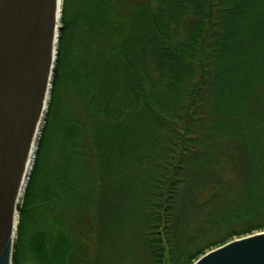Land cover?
I'll return each mask as SVG.
<instances>
[{"label":"trees","instance_id":"trees-1","mask_svg":"<svg viewBox=\"0 0 264 264\" xmlns=\"http://www.w3.org/2000/svg\"><path fill=\"white\" fill-rule=\"evenodd\" d=\"M12 264H191L264 230V0H61Z\"/></svg>","mask_w":264,"mask_h":264},{"label":"water","instance_id":"water-1","mask_svg":"<svg viewBox=\"0 0 264 264\" xmlns=\"http://www.w3.org/2000/svg\"><path fill=\"white\" fill-rule=\"evenodd\" d=\"M60 10L61 0H0V264H12L17 205L49 98ZM191 264H264V230Z\"/></svg>","mask_w":264,"mask_h":264},{"label":"rangeland","instance_id":"rangeland-1","mask_svg":"<svg viewBox=\"0 0 264 264\" xmlns=\"http://www.w3.org/2000/svg\"><path fill=\"white\" fill-rule=\"evenodd\" d=\"M48 100H49V98H48ZM48 103V102H47ZM43 124H44V119H43V123L41 124L42 126H43ZM42 128V127H41ZM41 130V129H40ZM40 132L41 131H39V136H40ZM39 136H38V138H39ZM38 140V139H37ZM36 144H37V142H36ZM36 144H35V150H34V152H33V155H32V159H31V162H30V165H29V170H28V173H30V171H31V168H32V164H33V160H34V155H35V152H36ZM29 176V175H28ZM27 180H28V178H27ZM27 180H26V183H27ZM26 183H25V185H26ZM23 193V192H22ZM21 197H22V195H21ZM20 200H21V198L19 199V202H20ZM16 222H17V216H16ZM14 237H15V235H14ZM214 249V248H213ZM206 253V252H205Z\"/></svg>","mask_w":264,"mask_h":264},{"label":"bare ground","instance_id":"bare-ground-1","mask_svg":"<svg viewBox=\"0 0 264 264\" xmlns=\"http://www.w3.org/2000/svg\"><path fill=\"white\" fill-rule=\"evenodd\" d=\"M56 15H57V13H56ZM30 160H31V159H30ZM30 160H29V161H30ZM28 163H30V162H28ZM28 165H29V164H28Z\"/></svg>","mask_w":264,"mask_h":264}]
</instances>
